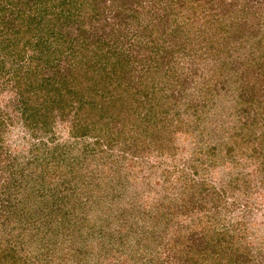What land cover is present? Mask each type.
I'll return each instance as SVG.
<instances>
[{"label": "rangeland", "instance_id": "obj_1", "mask_svg": "<svg viewBox=\"0 0 264 264\" xmlns=\"http://www.w3.org/2000/svg\"><path fill=\"white\" fill-rule=\"evenodd\" d=\"M31 3L76 12L66 39L129 61L146 105L124 132L134 115L87 134L70 108L29 122L5 70L0 264H264V0ZM63 39L0 43V61H71Z\"/></svg>", "mask_w": 264, "mask_h": 264}, {"label": "trees", "instance_id": "obj_2", "mask_svg": "<svg viewBox=\"0 0 264 264\" xmlns=\"http://www.w3.org/2000/svg\"><path fill=\"white\" fill-rule=\"evenodd\" d=\"M32 1L0 0V43H9L2 49L7 48L6 51L10 49L13 54L17 52L16 54L22 57L24 46L28 41L43 50L42 44L48 39L60 44L61 39L64 38L65 41L70 40L69 44L66 49H63L64 46L60 49H63V54L68 50V55L72 59L71 61H29L28 64L25 63L26 61H23L25 64L21 63L22 61H12L11 65H8V61H0V76H3L5 70H9L12 73L8 75L9 80L15 79L23 114L27 115V111L32 110L34 104L37 105L29 122L38 121L39 113L45 112L50 114V118H55L58 109L65 114L70 108L75 110L74 126H77L75 128L82 134L93 132L98 126L104 131L103 127L109 123L112 114L124 119L127 113L130 118L134 115L135 118L132 119L135 121H125L120 129L123 132L127 129L131 130L137 123L138 110L146 104L139 96L143 82L136 84L131 79L124 80L130 62L83 61V58L88 60L92 53L87 43L77 46L76 38L70 36L66 39V28H72L66 18L74 21L76 12L66 15V11L55 9L36 14L34 11H37V5L34 7ZM39 1L35 0L36 3ZM44 1L48 2V0ZM82 6L81 3L80 12L83 11ZM46 7H49V4ZM84 24V20L81 21L77 25L78 29H84ZM69 33H73V28ZM15 36L22 40L25 38L24 44L19 46L17 42L21 40L14 39ZM77 39L80 40L78 37ZM60 49L55 53L57 54L55 58L62 57ZM153 70L155 68L150 65L145 69V73L151 74ZM102 77H107L109 80H99ZM136 85L140 87L136 88ZM30 114L32 115V112ZM44 122L47 124L50 121Z\"/></svg>", "mask_w": 264, "mask_h": 264}]
</instances>
